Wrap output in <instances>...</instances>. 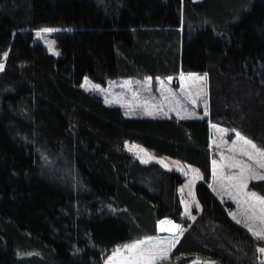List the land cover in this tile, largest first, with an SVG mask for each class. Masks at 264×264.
Returning a JSON list of instances; mask_svg holds the SVG:
<instances>
[{"label":"trees","instance_id":"16d2710c","mask_svg":"<svg viewBox=\"0 0 264 264\" xmlns=\"http://www.w3.org/2000/svg\"><path fill=\"white\" fill-rule=\"evenodd\" d=\"M41 26L67 28L57 56L32 43ZM0 63V264H102L162 219L185 229L157 264H262L207 184L209 122L264 147V0H0ZM179 72L207 74V116L128 117L80 86ZM125 140L199 169L195 219L183 176Z\"/></svg>","mask_w":264,"mask_h":264},{"label":"rangeland","instance_id":"374dc122","mask_svg":"<svg viewBox=\"0 0 264 264\" xmlns=\"http://www.w3.org/2000/svg\"><path fill=\"white\" fill-rule=\"evenodd\" d=\"M42 28H53L57 29V31L51 33H41L38 37L36 33ZM66 29L67 28L63 27L56 28L45 26L36 28L32 30V43L41 45L46 52L57 56L59 54V49L56 46V34L61 31H66ZM181 74L184 76L183 81L181 80ZM189 74L194 75L190 76ZM205 74L206 73L204 72H179L172 75L113 77L107 78L103 83L95 82L85 76L80 86L85 90L96 94L103 103L118 106L124 116H172L177 119L203 118L207 116L205 115V112L208 113L207 75L205 76ZM200 77H203V79H200ZM161 82H163V87L161 86ZM96 86L99 87L97 88ZM236 133H240L242 137L255 144L256 148L259 149L260 152H264V147L237 128L209 122L211 174L207 185L221 202L227 203L226 210L228 215L236 222L239 221V224H241L254 239H257L253 236L252 232L248 230V227L245 225V221L248 220V216L252 212L250 205L256 204L257 212H259L260 207L256 200L246 194L255 193L257 197L264 198V196L259 192L249 187V181L255 179L259 180V178L250 176L246 171L244 174L246 177V186L238 191L237 189L239 184L235 179H233V177L240 173V168L233 167L232 165L238 161L240 165L247 166L248 168L254 170L258 176L264 175V169L259 167L256 159L250 160L249 157L241 151L243 148L246 151L252 152L255 157L259 158V154L251 148V145H245L243 140L237 139ZM123 146L140 162L142 158L146 159L148 157H152L153 159L150 161L156 162L157 160H163L164 164L168 166L165 168L178 171L183 176V181L178 186L180 202L184 201L189 205V211L192 217H196L199 214L201 206L195 197L194 186L195 183L200 180L201 172L196 166L187 162H182L167 155L156 154L152 150L133 141L125 140L123 142ZM213 161L216 162L215 175L213 174ZM49 166H51V164H42L41 168L49 170ZM185 203H181V217L192 221L193 219L185 214ZM193 210H195V212H193ZM158 224L159 223L156 224L155 235L143 236L113 247V249L104 258L102 264H107L108 258L112 256L113 251L117 248L120 249L121 256L126 258L131 255V253L123 247L125 244H130L137 240H146L148 237H152L154 241H165L173 237V232H157ZM177 224H180L185 229V226H183L182 223ZM165 227H167V225H165ZM253 227H259V221H256L253 224ZM180 236L181 235L176 238V243ZM258 241L259 243L256 245V253L258 254L257 261L262 263L264 262V253H260L257 249L264 247V240ZM173 248L174 247H172L171 250ZM162 260H157L155 264ZM189 264H215V262L196 258Z\"/></svg>","mask_w":264,"mask_h":264},{"label":"snow or ice","instance_id":"6c2138e0","mask_svg":"<svg viewBox=\"0 0 264 264\" xmlns=\"http://www.w3.org/2000/svg\"><path fill=\"white\" fill-rule=\"evenodd\" d=\"M54 31H57V29L42 28L36 33V35L39 37L41 33H51ZM7 56L8 53L4 52L3 57L6 58ZM0 70H3L2 63H0ZM189 75L192 76L194 74H189ZM206 75L207 74H205V76ZM183 79L184 76L183 74H181V80L183 81ZM200 79H203V77H200ZM161 86L163 87V82H161ZM96 87L98 88L99 86ZM205 115H207V112H205ZM236 136L238 140H243L245 145H251V148L254 149L259 154V158H257L253 155L252 152L246 151L243 148L241 149V151H243L244 154L247 155L250 160L256 159V162L259 165V167L261 169H264V152H260L259 149L256 148L255 144H253L250 140H247L244 137H242L240 133H236ZM151 159L153 158L152 157H148L146 159L142 158L141 162L147 164ZM156 162L161 164L163 167H168L166 164H164L163 160H157ZM215 164L216 162L213 161L214 175H215ZM232 166L240 168V173L237 176L233 177V179H235L239 184V187L237 189L238 191L246 186V177L244 175L246 171L252 177L264 179V175L258 176L254 170L248 168L247 166L240 165L238 161L234 163ZM246 195L256 200L260 207H259V212H257L256 204L250 205V207L252 208V212L248 216V220L245 221V225L246 227H248V230L252 232L254 237H256L258 240H264V198L257 197L255 193H248ZM181 203H185V202L181 201ZM185 214L188 215L190 218L195 219V217L191 216V213L189 211V205L187 203H185ZM256 221H259V227H253V224ZM158 223L161 226V231L173 232L174 233L173 237L165 241H160V240L154 241L152 237H148L146 238V240H137L130 244H125L123 245V247L127 249L131 253V255L125 258L120 255V249L117 248L113 251L112 256L108 258L107 264H155L157 260L166 259L168 253L171 251V248L175 246L176 238L179 235L183 234L184 228L180 224L174 223L171 219L160 220ZM165 225H167V227H164ZM257 250L260 253H264V247L258 248ZM262 264H264V262H262Z\"/></svg>","mask_w":264,"mask_h":264},{"label":"water","instance_id":"95a60500","mask_svg":"<svg viewBox=\"0 0 264 264\" xmlns=\"http://www.w3.org/2000/svg\"><path fill=\"white\" fill-rule=\"evenodd\" d=\"M164 227H165V226H164ZM157 229H158V231H157V232H162V231H160V230H161V228H160L159 224L157 225Z\"/></svg>","mask_w":264,"mask_h":264}]
</instances>
